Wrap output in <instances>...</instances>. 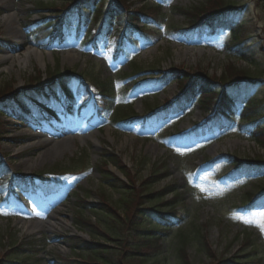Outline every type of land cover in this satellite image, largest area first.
Wrapping results in <instances>:
<instances>
[{
  "label": "rangeland",
  "instance_id": "obj_1",
  "mask_svg": "<svg viewBox=\"0 0 264 264\" xmlns=\"http://www.w3.org/2000/svg\"><path fill=\"white\" fill-rule=\"evenodd\" d=\"M40 1L57 10L64 9L72 0H0V38L12 41L19 47L12 52L5 48L0 50V89L11 86L20 90L30 79L40 78L43 81L55 72L81 74L87 80L95 77L110 85L109 115L101 123L89 127L85 122L89 117L85 116L84 109H80L83 116L80 126L76 125L82 116L79 119L76 117V120L72 116L66 119L74 122V130L69 134L61 133L55 125L33 126L5 114L0 115V151L11 168L24 175L41 173V178H47L51 183L57 181L64 188L63 192L66 191L60 203L55 201L58 204L55 206L46 201L41 203L30 200L22 193L19 194L20 202L12 198L11 201L17 207L8 210L11 214H0V256L12 245L31 240L39 249V264H64L63 259L90 260L87 253L78 252L68 237L74 238L80 234L85 235L82 236L84 239L94 237L91 233L93 229L85 224L82 228L76 222L81 216L80 211L85 216H93V220L97 217L89 207L78 208V202L83 198H87L90 203L104 201L123 213L119 208L122 206L120 200L123 191L111 188L100 178V170L107 161L104 162L102 154L108 150L115 155L113 162L121 163L135 180L137 190H142L141 180L147 178L154 169H167V176L153 186V192L171 183L182 188V199L177 204V211L185 216L186 223L192 221L201 229L204 235L202 242L205 249L206 244L209 245L212 257H232L242 264H264V207L247 210L242 204L249 193L259 191L264 185V173L257 178L231 181L225 179V176L232 171V165L219 161L223 154L248 161H264V146L256 143L254 138L258 130L264 132V0H230L237 7L244 6L242 11L236 10L234 14L238 30L242 33V41L238 46L242 53L229 50L234 42V31L200 40H191L179 31V28L187 27L190 17H185L175 9L176 6H193L192 9L200 7L201 11L198 12L202 15L212 10L215 4L228 3L227 0H165L162 10L165 17L161 19L162 25L157 28L159 32L152 35L148 43L136 44V51L118 60L114 58V44L104 41L105 36L101 41L98 40L97 49L93 46L85 47L88 40L85 36L77 45L70 43L65 46L76 48L71 52L75 56L79 53L73 60L67 56L70 54H65L66 48L51 52L36 47L28 23L39 15L38 12H42L32 10L39 6ZM116 1L122 7L128 5L129 9L136 10L139 7L138 0ZM116 1L98 0L101 11L110 2ZM149 4L147 1L146 5ZM149 12L154 10L149 9ZM45 13L53 18L58 11ZM90 16L88 13L87 17ZM93 26V21H90L88 28L84 29L91 32ZM109 40H115L112 30ZM34 48L44 54V64L33 54ZM27 52L30 54L29 61L20 60ZM251 62L253 65H250ZM137 66L142 70L135 71ZM164 70L182 71L189 74L190 78L192 75H200L214 83H222L225 77L238 72H242L241 75L247 72L252 78L260 77L263 80L252 86L256 98L249 109L256 111V114L250 112L253 119L260 118L258 128L248 132L234 126L200 140L178 143L173 142L171 135L190 130L204 121L202 112L197 114L199 109L183 113L159 128H143L141 121L131 125L117 121L140 115L146 111L147 104L161 105L164 98H173L178 93L182 80L162 83ZM80 102L81 98L75 103L78 105ZM92 105L95 106L96 102ZM67 122L64 124L67 125ZM234 123L239 125V120ZM46 130H49V144L45 139L42 140L45 143L37 144L35 135L46 133ZM29 164L33 166L29 168ZM110 168L125 178L115 167ZM8 217L12 219L8 220ZM103 219L102 222L107 224V218ZM192 231L195 233V229ZM94 238L101 243L113 244L104 234ZM162 249H165V244ZM164 253L171 254L172 250H164L160 255ZM188 259L191 264L214 262L201 244L188 246Z\"/></svg>",
  "mask_w": 264,
  "mask_h": 264
},
{
  "label": "trees",
  "instance_id": "obj_2",
  "mask_svg": "<svg viewBox=\"0 0 264 264\" xmlns=\"http://www.w3.org/2000/svg\"><path fill=\"white\" fill-rule=\"evenodd\" d=\"M96 1L97 0H72L65 10H75L83 5L90 9L95 7L93 14L96 23L101 20L104 21V19L111 15L110 12L114 11L113 14L116 15V18L113 17V19L117 21V29H122L125 38H129V35L134 28L142 31L140 27L134 25V22H140V20L147 17L146 14H149L148 5H143L141 8L133 10L129 9L128 5H125L124 7L120 6L115 0L117 3L110 2L109 6L101 11L102 9ZM227 2L228 3L220 2L219 4H215L212 6V10L207 11L202 15L201 12H198L201 11L199 9L200 7L192 9L193 6L191 8H181V6H176L175 9L185 14L187 18L190 17L189 28L182 29V32H197L198 35L202 37L221 29L232 28L234 23L230 19H222V21L219 19L220 16H218L220 13L223 15V13L227 14L229 11L233 12L236 8L234 5L235 3L230 0H227ZM32 10L48 11L56 9L48 7L43 1H40L39 6ZM106 15L108 16L105 18ZM101 25L102 23L98 27L97 34L101 31ZM145 27H147V25H145ZM149 27L153 28L152 25ZM62 28L63 27H60L59 32L54 35V40H63L62 37L64 34ZM240 36H242V33L237 29L234 36L235 42L242 41L240 40ZM122 39L124 40V38ZM40 42H43V40ZM1 47L13 48L15 47V44L12 41L0 38V48ZM141 70V67H135V71L138 72ZM152 70L156 69L153 68ZM163 73H165L166 79L182 80L181 88L184 90V94L180 97V108L189 104L188 98H190V95H195L197 90L202 92L205 108L215 111L214 117L211 120L215 127L221 126L219 120L225 121L226 118L230 119L232 116H228L237 113L239 107L250 97L249 90L245 87H240L237 84L253 80L252 76L247 75V72L244 75H241L242 72H238L229 75L227 78L225 77L224 82L218 83L223 86V89H221L218 84L214 83L207 77H202L201 79L194 78V80L188 76L189 74L187 75L186 73L177 70H167ZM184 75H186V77L183 78ZM75 76L81 80L80 75ZM72 77V74L68 71L67 73H50L49 77L45 78L43 81H40V78L30 79L23 88L24 90H28L29 88L41 86L44 89L47 88L48 92H55L58 90L64 96L67 93L70 94L68 90L72 91L71 87H69V82H72V80L69 79ZM82 79L84 81L83 86H86L88 90L89 88L94 87L100 89L101 95L105 98L104 102L108 104L107 96L110 94V85L108 82L100 81V79L95 77L87 80V77L84 75H82ZM229 87L232 88V94L230 97L228 96L229 94H227V88ZM74 92H76V90ZM17 94V90L11 86H6L5 88L0 89V115L9 113L10 115L13 114L18 117L20 116L22 107L20 104L21 100H19ZM54 94L56 96H61L57 93ZM69 96L67 95L66 98L68 99ZM210 98L214 101L211 102ZM218 100L219 102L217 104L216 102ZM253 100L248 104L249 106L247 105L246 114H244V122L246 125L248 123H254L259 119H253L252 114H250V112L256 114L255 110H249L251 104L254 103ZM170 106L173 105L171 104ZM152 110L154 111L155 109ZM248 113L249 115H247ZM255 136L258 142L263 146L264 139L260 140L259 138L264 137V132L258 130L255 133ZM102 157L104 158V162L106 159L107 161L104 167L100 170L101 180L111 188L123 191V196L120 200V206H122L119 207L120 210L122 209L123 213H119L115 207H111L104 201H101L100 203H90L87 201V198H83V200H79L78 208L87 209L89 207L98 218L95 217L93 220L91 218L93 216H85L80 211L81 216L76 222H78L81 227L85 224V226L93 229L91 230V233L94 237L104 234V237L111 240L113 244L108 245L101 243L95 240L94 237H92L93 239H84L79 235L74 236V238L68 237L74 242L75 248L78 252L87 253L90 260L85 261L84 259H74L68 261L63 259L64 264H191L188 259V246L199 244H201L204 251H208L210 257L214 260L212 264H242L239 261L233 260L232 257L229 259L212 257V252H210V247L209 245L207 246L206 242L205 249V245L202 242L204 235L201 229L196 227L195 223L192 221L189 223L184 222L185 216L177 211V204L182 199L181 189L177 184L171 183L165 185L163 188L159 189V191L156 190V193L153 192V186L167 176V169L164 168L159 170L160 167L154 169L147 178L141 180L142 190H137L134 184L135 180L128 175L126 168L121 163L113 162L115 161V155L113 153L106 150L102 154ZM226 158L233 163L237 172H239V175H256L257 172L264 169V161H248L231 155H226ZM111 163H113L117 169L124 174V179L109 169ZM0 171H2V175L0 176V186L6 182L23 186L27 185V183H31L35 192L47 196L59 195L62 192L59 183H51L48 180L41 178V173L29 177L15 173L11 168V164L6 161L5 155L1 151ZM162 199L164 201H162ZM259 200H264V185L259 191L247 195L246 204ZM103 217L107 218V224L102 222L104 221ZM178 225L179 228L176 229L177 227L175 226ZM102 227L106 229V231H102ZM174 227L176 231L171 232L174 230ZM192 229H195V233ZM169 233L171 234L169 235ZM163 244H165V251L169 252L172 250L171 254L164 253L160 255L164 251L162 249ZM148 248H151L152 250H148ZM38 252L39 249L35 246V243L31 240H26L23 243L12 245L8 248V250L0 256V264H39L40 260L37 258Z\"/></svg>",
  "mask_w": 264,
  "mask_h": 264
},
{
  "label": "bare ground",
  "instance_id": "obj_3",
  "mask_svg": "<svg viewBox=\"0 0 264 264\" xmlns=\"http://www.w3.org/2000/svg\"><path fill=\"white\" fill-rule=\"evenodd\" d=\"M32 51L34 52L33 54L37 55V57L40 60V62L42 64H44L45 63L44 54L42 52H40L39 50H37V49H33ZM68 54H70L69 51H68ZM8 56L10 57V59L13 58L12 55H7L6 57H8ZM67 56H70V60L76 59V56L74 55V53H71L70 55H67ZM29 57H30V54L27 52L23 58H22V56L20 57L21 58L20 60H24L25 62H27V61H29ZM47 137L48 136L45 135V134H37V135H35V141L37 142V144H42V143H45V142H42V140L43 139L47 140ZM91 137L94 138V135H91ZM47 144H49V143L47 142ZM43 160H44V158L42 159V161ZM32 166H33L32 164L28 165L29 168L32 167Z\"/></svg>",
  "mask_w": 264,
  "mask_h": 264
},
{
  "label": "snow or ice",
  "instance_id": "obj_4",
  "mask_svg": "<svg viewBox=\"0 0 264 264\" xmlns=\"http://www.w3.org/2000/svg\"><path fill=\"white\" fill-rule=\"evenodd\" d=\"M262 207H264V205H261Z\"/></svg>",
  "mask_w": 264,
  "mask_h": 264
}]
</instances>
